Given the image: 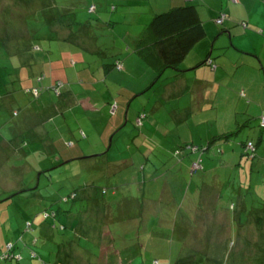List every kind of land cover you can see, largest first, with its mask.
Returning <instances> with one entry per match:
<instances>
[{
	"label": "rangeland",
	"instance_id": "1",
	"mask_svg": "<svg viewBox=\"0 0 264 264\" xmlns=\"http://www.w3.org/2000/svg\"><path fill=\"white\" fill-rule=\"evenodd\" d=\"M193 3L0 0L1 251L9 241L21 264H108L107 236L120 264H264V225L234 218L241 192L249 211L264 203V160L243 146L258 145L261 123L193 152L224 132L192 85L202 70L185 64L201 48L159 80L134 54L149 5ZM74 13L70 29L51 24Z\"/></svg>",
	"mask_w": 264,
	"mask_h": 264
},
{
	"label": "crops",
	"instance_id": "2",
	"mask_svg": "<svg viewBox=\"0 0 264 264\" xmlns=\"http://www.w3.org/2000/svg\"><path fill=\"white\" fill-rule=\"evenodd\" d=\"M108 1L117 2L122 0ZM195 4L209 8V10L203 9L208 16H216L217 11L221 9V5L225 4L226 10L230 15V21L226 24L230 33L223 32L219 34L218 30L209 33V39L202 47L200 46V50L196 51L191 58V62L188 64L185 61V64L188 65L187 69H191V71L202 70L196 73V78L192 85H194V90L197 89L202 92L203 102L210 95L211 102L208 105L205 103H202V105H205L206 108L210 106L212 109H218L216 113L218 114V119H220V126L224 128L222 134H214L210 137L212 132H209V134L204 135L201 138L202 145H199L200 148L196 151L198 153L201 150L207 152L212 147L208 146L213 138L233 133L239 127H242L241 133H243L246 131V128L253 127L252 123L254 121L258 120L261 123V118L264 117V0H241L237 6L230 5L229 0H197ZM162 9L156 5H149L147 13L151 10V15L153 16ZM241 21L248 24V29L237 25ZM230 35H233L232 40H230ZM220 41L223 43L222 47L218 46ZM226 41L228 44H226ZM231 41L235 47L230 46ZM207 58L212 60L216 69L209 64L200 65ZM121 65L123 66V64ZM122 66L118 68L124 69V66ZM185 82H188V79ZM184 88L185 84L183 83L180 90ZM196 126H199V124L197 123ZM255 136V139H258V145L254 160L256 159L258 164V162L264 160V129H261L260 133L256 130ZM225 141L228 142L229 140ZM253 142L255 143L254 140ZM211 193H214L213 196ZM203 195L210 202H212L210 197L214 198L216 196L213 200L217 202L216 207L220 208L222 205L220 197L215 191H207ZM242 195L243 193L241 192L239 206L249 208L251 205L249 199H244ZM254 201L253 208L257 205V200ZM261 202L258 207L261 206ZM103 234L104 236L107 234L106 230ZM42 236H44L43 233ZM105 237L107 243L104 244L101 252L103 253V250H107L109 254L108 264H112V259L115 260V264H120V261L117 259V257H121L120 254L110 245V237ZM110 248L111 252H109Z\"/></svg>",
	"mask_w": 264,
	"mask_h": 264
},
{
	"label": "trees",
	"instance_id": "3",
	"mask_svg": "<svg viewBox=\"0 0 264 264\" xmlns=\"http://www.w3.org/2000/svg\"><path fill=\"white\" fill-rule=\"evenodd\" d=\"M43 2H52L55 0H40ZM188 1H197V0H188ZM241 0H229L230 5L237 6L239 5ZM93 8V7H92ZM209 10V8L201 7L193 4H187L185 6H177L175 8H171L168 11L161 10L156 12L152 18L149 26L141 37H138L134 42V54L138 56L143 62H145L153 71V74L156 80H159L168 70H175L178 72H183L181 69V65L188 60L190 54L196 49L201 48L208 40V30L205 27V24L202 20V10ZM76 14L69 15H61L59 18L51 21V24L55 26L56 24H60L66 26L67 29L76 23ZM209 22H211V27L222 26L221 31H218L219 34L223 32H228V28L226 24L230 21V15L226 10L225 4L221 5V9L217 11L216 16H208ZM239 27L248 29V24L246 22H240L237 24ZM214 31V30H211ZM64 32V31H63ZM63 35V33H62ZM233 35H230V40H232ZM67 40V38H65ZM231 47H235L234 43L231 41ZM201 46V47H200ZM214 48V47H213ZM85 49V48H83ZM192 58V57H191ZM121 62H118L113 67L122 66ZM209 64L214 69L216 66L213 64L212 60L207 58L205 61L201 62L200 65ZM124 66V64H123ZM122 66V67H123ZM111 67V69L113 68ZM124 68V67H123ZM191 70V69H190ZM186 71V70H184ZM141 121V119L139 118ZM233 133H229L226 135H221L219 137L213 138L209 146L215 145L216 142L224 139L230 140L232 136H235L239 133L240 129ZM261 129H264V117L261 118ZM249 142H243V146L246 148V154L252 155L253 158L256 156L257 145L252 142L253 148H249ZM198 148H195L193 152H196ZM198 163L201 166L202 159ZM198 170H202V169ZM192 175L195 176L193 166H192ZM196 172V171H195ZM23 192V190L21 191ZM6 200L0 202L3 203ZM240 203V201H239ZM260 207L254 208L253 211H249L248 207H241L240 212L238 214L235 213L236 219H239L241 216L242 219L246 217H254L251 222L256 221V225L262 227L264 225V203L261 202ZM242 214V215H240ZM27 230L33 231V224L29 221ZM232 233V232H231ZM232 235V234H231ZM234 241V240H232ZM21 243V240H20ZM21 244H14L13 242H7L6 248L4 250L6 252L1 251L2 247H0V264H4L5 262H17L16 264H21L23 261V256L21 253ZM20 247V248H19ZM26 250V249H25ZM23 250V252L25 251ZM31 257L33 259H38L37 253L32 251ZM177 264H186L184 259H178Z\"/></svg>",
	"mask_w": 264,
	"mask_h": 264
},
{
	"label": "built area",
	"instance_id": "4",
	"mask_svg": "<svg viewBox=\"0 0 264 264\" xmlns=\"http://www.w3.org/2000/svg\"><path fill=\"white\" fill-rule=\"evenodd\" d=\"M93 8H95V7H93ZM93 8H92V9H93ZM249 148H253V144H252V142L249 143ZM199 168H201V167H200V165H199L198 163H195V164L193 165V170H194V171L197 170V169H199Z\"/></svg>",
	"mask_w": 264,
	"mask_h": 264
}]
</instances>
